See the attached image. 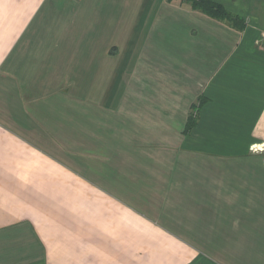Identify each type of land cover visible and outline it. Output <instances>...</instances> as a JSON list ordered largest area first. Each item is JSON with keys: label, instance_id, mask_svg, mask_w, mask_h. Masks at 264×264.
Returning a JSON list of instances; mask_svg holds the SVG:
<instances>
[{"label": "crops", "instance_id": "1", "mask_svg": "<svg viewBox=\"0 0 264 264\" xmlns=\"http://www.w3.org/2000/svg\"><path fill=\"white\" fill-rule=\"evenodd\" d=\"M205 1L0 0V264H264V0Z\"/></svg>", "mask_w": 264, "mask_h": 264}, {"label": "trees", "instance_id": "2", "mask_svg": "<svg viewBox=\"0 0 264 264\" xmlns=\"http://www.w3.org/2000/svg\"><path fill=\"white\" fill-rule=\"evenodd\" d=\"M190 1H192L193 8L199 9L202 11V13H205L213 18L232 20L230 14L225 12V10L222 7L214 3L205 0H190Z\"/></svg>", "mask_w": 264, "mask_h": 264}, {"label": "rangeland", "instance_id": "3", "mask_svg": "<svg viewBox=\"0 0 264 264\" xmlns=\"http://www.w3.org/2000/svg\"><path fill=\"white\" fill-rule=\"evenodd\" d=\"M197 10H199V9H197ZM201 11V10H200ZM166 37H169V36H166ZM154 40H155V37H154ZM110 52H112V51H110ZM109 52V53H110ZM167 53V52H166ZM135 81H137V82H135ZM116 84H118V83H116ZM125 85H123V86H121V88H120V86H119V84L116 86V87H113V88H111L113 91H118V92H122V91H124V94H125V92H126V94H127V92H128V96H129V98H133V97H136L137 95H138V92H139V88H140V82L138 81V79L137 78H135V79H131L130 81H128V82H126V83H124ZM120 85H121V83H120ZM128 96H126V97H128ZM120 99H122V98H120Z\"/></svg>", "mask_w": 264, "mask_h": 264}]
</instances>
